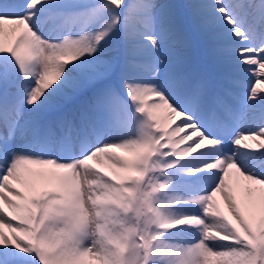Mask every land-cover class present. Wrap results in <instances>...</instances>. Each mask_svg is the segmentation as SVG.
<instances>
[{
	"label": "snow or ice",
	"instance_id": "1",
	"mask_svg": "<svg viewBox=\"0 0 264 264\" xmlns=\"http://www.w3.org/2000/svg\"><path fill=\"white\" fill-rule=\"evenodd\" d=\"M262 84L264 0H0V264H264Z\"/></svg>",
	"mask_w": 264,
	"mask_h": 264
},
{
	"label": "bare ground",
	"instance_id": "2",
	"mask_svg": "<svg viewBox=\"0 0 264 264\" xmlns=\"http://www.w3.org/2000/svg\"><path fill=\"white\" fill-rule=\"evenodd\" d=\"M253 23H254V21H253ZM251 67V66H250ZM251 77H249L247 74L243 77V80L245 81V82H247L248 83V80L250 79ZM263 86L262 87H264V84H262ZM250 85L248 84L246 87H245V89L247 88V87H249ZM245 89L243 90V92H245ZM237 95L238 96H243L242 94H240V93H237ZM160 115H162V113L160 114ZM179 123V122H178ZM237 195H238V197L239 198H241V199H243V193L240 191V189L239 188H237ZM218 199H220L221 200V204H222V199L221 198H219L218 197ZM190 239V238H189Z\"/></svg>",
	"mask_w": 264,
	"mask_h": 264
},
{
	"label": "rangeland",
	"instance_id": "3",
	"mask_svg": "<svg viewBox=\"0 0 264 264\" xmlns=\"http://www.w3.org/2000/svg\"><path fill=\"white\" fill-rule=\"evenodd\" d=\"M250 20H252L251 18H250ZM249 23H253V21H248ZM218 31H222V29H217ZM232 40H234V38L232 37L231 38V40H224V41H222V43H226V42H231ZM225 48H230V46H224ZM263 85H261V87H262ZM262 88H264V87H262ZM177 123L179 122V120H177L176 121Z\"/></svg>",
	"mask_w": 264,
	"mask_h": 264
}]
</instances>
